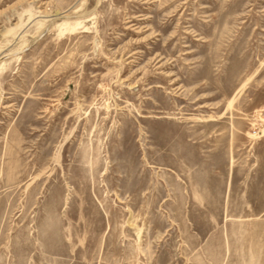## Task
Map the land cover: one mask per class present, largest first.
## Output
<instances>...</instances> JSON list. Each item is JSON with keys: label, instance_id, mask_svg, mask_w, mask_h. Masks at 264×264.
I'll list each match as a JSON object with an SVG mask.
<instances>
[{"label": "rangeland", "instance_id": "obj_1", "mask_svg": "<svg viewBox=\"0 0 264 264\" xmlns=\"http://www.w3.org/2000/svg\"><path fill=\"white\" fill-rule=\"evenodd\" d=\"M0 264H264V0H0Z\"/></svg>", "mask_w": 264, "mask_h": 264}]
</instances>
